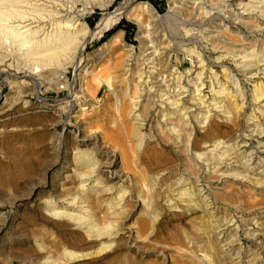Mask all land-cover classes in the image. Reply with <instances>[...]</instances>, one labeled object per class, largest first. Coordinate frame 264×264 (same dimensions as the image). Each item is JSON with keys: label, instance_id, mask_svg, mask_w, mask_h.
<instances>
[{"label": "rangeland", "instance_id": "obj_1", "mask_svg": "<svg viewBox=\"0 0 264 264\" xmlns=\"http://www.w3.org/2000/svg\"><path fill=\"white\" fill-rule=\"evenodd\" d=\"M122 1L82 22L93 28ZM137 1L153 10L136 14L147 42L122 16L104 43H87L88 88L70 111L75 68L39 89L24 70L9 71L10 84L0 73V264H264V136L253 131L264 128V22L239 15L246 0H211V12L196 0ZM147 43L158 68L181 77L183 107L199 87L208 97L223 88L221 108L165 121L137 89Z\"/></svg>", "mask_w": 264, "mask_h": 264}, {"label": "bare ground", "instance_id": "obj_2", "mask_svg": "<svg viewBox=\"0 0 264 264\" xmlns=\"http://www.w3.org/2000/svg\"><path fill=\"white\" fill-rule=\"evenodd\" d=\"M229 1L222 0L220 6L223 9L228 8ZM114 2L115 0H0V55L3 60L0 73L7 76L3 82L10 84L15 78L8 73L9 71L24 70V78L32 80L39 89L47 79L56 84L62 80L66 70L75 68L76 81L72 85H64L67 91L64 104L70 111L76 101L84 97L88 88V86L82 88L83 80L79 75L89 61L84 55L87 43L102 37L122 16L129 19L136 17V39L141 44L147 42L142 34L144 23L136 14L141 11L152 17L153 10L145 4L140 6L137 0H123L113 12L100 17L93 28L82 22L92 8L105 10ZM79 3L82 4L81 10L78 9ZM193 4L204 6L209 9L208 12L215 9L211 0H196ZM237 6V10L241 11L239 15L255 17L259 22H264V0H246L238 2ZM117 39L118 37H114V41ZM143 52L146 58L145 69L136 73L137 89L141 97L143 95L155 98L151 101L152 107L162 115V118H165V121L176 115L184 125L185 121L194 118V113L197 111L201 114L200 111L203 110L216 111L221 108L220 103L216 101H222L223 88L212 90V94L208 97L202 95L203 90L199 87L193 93L189 107H183L182 88L173 94L175 81L179 84L181 77L176 76L174 72L168 73V70L162 72L158 68V54H155L152 44L147 43ZM14 55L17 57L15 61H13ZM226 55H230L231 59L239 57L241 64L251 61L247 56L248 53L243 50H232ZM255 62L259 66H264V55L255 59ZM137 99L133 98L134 103H137ZM257 100L262 102L264 98ZM262 106L264 109V105ZM190 109L194 110L189 111ZM260 115H264V110L260 111ZM253 131H258L264 136V128L259 130L255 127ZM257 149L264 155V143H259ZM253 154L252 152L248 158L249 171H252L249 167L256 161ZM53 214L58 215L59 212L54 211Z\"/></svg>", "mask_w": 264, "mask_h": 264}, {"label": "trees", "instance_id": "obj_3", "mask_svg": "<svg viewBox=\"0 0 264 264\" xmlns=\"http://www.w3.org/2000/svg\"><path fill=\"white\" fill-rule=\"evenodd\" d=\"M94 24H95V21L90 22V23H89V26H90V27H93ZM121 24H122V23L120 22V23L117 24L113 29L115 30V29L120 28V27H121ZM110 31H111V30H109L108 32H105V33H104L103 37L99 40L98 45H99V44H102V43L105 42L106 37L109 35Z\"/></svg>", "mask_w": 264, "mask_h": 264}, {"label": "crops", "instance_id": "obj_4", "mask_svg": "<svg viewBox=\"0 0 264 264\" xmlns=\"http://www.w3.org/2000/svg\"><path fill=\"white\" fill-rule=\"evenodd\" d=\"M118 29H123L124 33L127 34L126 36L129 35V31H130V29H129V26H128L127 24L122 23V24H121V27L118 28ZM115 30L117 31V29H115Z\"/></svg>", "mask_w": 264, "mask_h": 264}]
</instances>
